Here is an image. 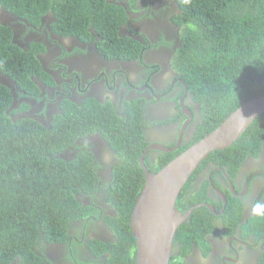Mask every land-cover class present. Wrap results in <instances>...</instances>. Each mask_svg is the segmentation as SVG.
Segmentation results:
<instances>
[{
	"label": "trees",
	"instance_id": "obj_1",
	"mask_svg": "<svg viewBox=\"0 0 264 264\" xmlns=\"http://www.w3.org/2000/svg\"><path fill=\"white\" fill-rule=\"evenodd\" d=\"M151 1L0 0V14L5 12L37 28L50 17L54 33L93 43L106 58L139 59L145 45L123 35L122 29L131 22V13H142L146 7L151 18L155 12ZM172 4L176 8L170 19L177 28L179 45L173 49L171 64L200 105L203 121L196 134L198 142L241 106L264 96V0H172ZM35 46L44 49L32 44L31 50ZM3 75L30 95L38 94L34 78H47L35 52H25L15 42L11 25L0 19ZM13 106L11 89L0 77V264H11L18 257L19 264L49 263L36 249L45 243L70 246L74 224L97 214L84 203L85 197H95L101 183L100 166L88 147L79 145L95 135L105 139L116 159L105 189L117 217L105 219L114 239H92L88 251L99 264H136L131 221L145 185L140 159L148 146L144 133L148 121L142 105L126 102V114H118L110 104L80 107L67 99L61 114L49 124L23 117L26 107ZM263 145L264 114L230 148L212 153L203 162L183 189L176 209L188 208L184 196L207 162L220 161L221 166L232 168L246 156L259 154ZM187 148L174 155L161 153L157 171ZM71 149L78 150L74 158L66 154ZM199 201L192 197L189 206L196 207ZM210 220L207 209H195L178 229L175 243L183 244L185 251L193 241L202 243ZM170 264L183 263L173 258Z\"/></svg>",
	"mask_w": 264,
	"mask_h": 264
},
{
	"label": "flooded vegetation",
	"instance_id": "obj_2",
	"mask_svg": "<svg viewBox=\"0 0 264 264\" xmlns=\"http://www.w3.org/2000/svg\"><path fill=\"white\" fill-rule=\"evenodd\" d=\"M151 2V9L155 11L151 18L147 17L151 12L146 7L142 13H131V22L122 29L123 35L145 45L139 59L127 60L106 58L93 43L54 33L50 17H45L37 28L23 25L5 12L0 14L3 23L14 30L15 42L25 52H35L47 75V78H34L38 88L35 95L19 89L9 76H0L13 94V109L25 106L21 116L49 124L54 116L61 114L62 104L67 99L80 107L89 103L110 104L118 114H126V102L140 103L148 121L144 129L148 146L141 157L145 179L146 171L155 174L161 170L157 171L164 152L153 146L172 149L173 152L165 153L173 155L188 145L190 148L196 142L198 127L203 121L200 105L189 95L171 64L173 49L179 45L177 28L170 19L176 7L172 0ZM32 44H40L44 49L35 46L31 50ZM84 144L94 156L95 164L100 166L97 175L101 183L95 197H85L86 202L84 197L80 200L92 206L97 214L74 224L70 246L41 244V249L36 250L48 259L47 264L94 261L99 264L101 261L88 251L89 241L114 239L105 223L107 217H117V211L106 199L105 189L111 181L110 168L116 162L114 152L99 135L89 136L79 143ZM77 151L71 149L66 154L74 158ZM221 164L212 160L199 170L184 196V205L188 208L179 211L188 213L193 208L189 201L192 197L198 198L197 208L207 209L211 214L210 229L204 228L203 242L193 241L190 248H186L188 251L183 244L174 241L171 259L183 264H264V145L259 154L246 156L232 168ZM19 261L18 257L11 264H19Z\"/></svg>",
	"mask_w": 264,
	"mask_h": 264
},
{
	"label": "water",
	"instance_id": "obj_3",
	"mask_svg": "<svg viewBox=\"0 0 264 264\" xmlns=\"http://www.w3.org/2000/svg\"><path fill=\"white\" fill-rule=\"evenodd\" d=\"M262 114L264 96L234 111L219 127L159 172L150 174L146 171L145 185L131 221L137 247L136 264H170L176 233L196 209L194 207L185 214L176 209L188 180L212 153L230 148ZM153 148L174 151L162 145ZM141 166L145 168L143 159Z\"/></svg>",
	"mask_w": 264,
	"mask_h": 264
},
{
	"label": "clouds",
	"instance_id": "obj_4",
	"mask_svg": "<svg viewBox=\"0 0 264 264\" xmlns=\"http://www.w3.org/2000/svg\"><path fill=\"white\" fill-rule=\"evenodd\" d=\"M198 206H196V208H197ZM194 208V207H193ZM193 213V212H192Z\"/></svg>",
	"mask_w": 264,
	"mask_h": 264
}]
</instances>
